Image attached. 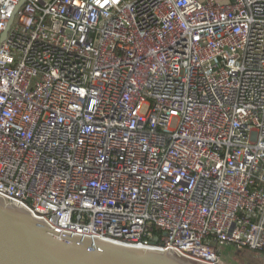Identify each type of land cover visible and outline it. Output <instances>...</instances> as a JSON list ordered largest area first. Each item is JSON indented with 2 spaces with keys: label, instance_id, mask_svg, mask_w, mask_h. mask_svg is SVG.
<instances>
[{
  "label": "built area",
  "instance_id": "obj_1",
  "mask_svg": "<svg viewBox=\"0 0 264 264\" xmlns=\"http://www.w3.org/2000/svg\"><path fill=\"white\" fill-rule=\"evenodd\" d=\"M21 1L0 0V196L63 232L264 257V0Z\"/></svg>",
  "mask_w": 264,
  "mask_h": 264
},
{
  "label": "water",
  "instance_id": "obj_2",
  "mask_svg": "<svg viewBox=\"0 0 264 264\" xmlns=\"http://www.w3.org/2000/svg\"><path fill=\"white\" fill-rule=\"evenodd\" d=\"M25 2L22 0L19 7ZM13 18L1 36H8ZM0 264H204L172 249L123 245L52 228L0 196Z\"/></svg>",
  "mask_w": 264,
  "mask_h": 264
},
{
  "label": "rangeland",
  "instance_id": "obj_3",
  "mask_svg": "<svg viewBox=\"0 0 264 264\" xmlns=\"http://www.w3.org/2000/svg\"><path fill=\"white\" fill-rule=\"evenodd\" d=\"M221 2L222 0H218ZM225 264H256L259 254L250 251H236L229 248L223 252ZM256 261V262H255Z\"/></svg>",
  "mask_w": 264,
  "mask_h": 264
},
{
  "label": "crops",
  "instance_id": "obj_4",
  "mask_svg": "<svg viewBox=\"0 0 264 264\" xmlns=\"http://www.w3.org/2000/svg\"><path fill=\"white\" fill-rule=\"evenodd\" d=\"M221 2H227V0H222ZM229 249V248H228ZM227 249V250H228ZM226 250V251H227ZM257 258H258V261L256 262V264H262L263 262H264V257H262L261 255H259V256H256Z\"/></svg>",
  "mask_w": 264,
  "mask_h": 264
}]
</instances>
